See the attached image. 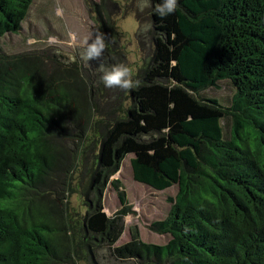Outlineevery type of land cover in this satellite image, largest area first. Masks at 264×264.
I'll use <instances>...</instances> for the list:
<instances>
[{"label":"trees","instance_id":"trees-1","mask_svg":"<svg viewBox=\"0 0 264 264\" xmlns=\"http://www.w3.org/2000/svg\"><path fill=\"white\" fill-rule=\"evenodd\" d=\"M32 2L0 0V38L21 30ZM161 2L151 0L153 52L128 105L99 109L89 73L49 67L60 55L0 46V264H93L94 240L135 264H264V0H177L166 18ZM110 26L106 52L116 54ZM226 80L228 105L199 95ZM128 154L136 182L178 187L149 226L170 236L165 244L133 230L114 246L130 208L120 191L107 215L102 193ZM87 160L86 211L75 223L64 194L76 192L71 176Z\"/></svg>","mask_w":264,"mask_h":264},{"label":"rangeland","instance_id":"rangeland-1","mask_svg":"<svg viewBox=\"0 0 264 264\" xmlns=\"http://www.w3.org/2000/svg\"><path fill=\"white\" fill-rule=\"evenodd\" d=\"M58 4L63 9L62 16L56 14ZM149 10L150 8L143 12L138 11L137 0H90L88 6L85 0H33L22 22L21 30L16 34H7L0 38V46L4 51L12 54L45 51L48 55H60L62 64L59 67L53 65L49 67L63 76L80 75L85 80L86 73H89L90 80L96 88L99 87L101 93L97 100L98 107L106 110L109 102L111 106H114L116 101L124 102L127 91L106 88L100 80L102 73L99 66L103 63L104 67L111 68L122 63L135 71V78L142 74L153 52L152 32L145 33L142 30V25L151 23ZM110 24L118 32L117 53L110 54L105 49L101 60L89 61L90 67L86 66L79 58L83 39L89 31L96 29L106 36L102 26L112 28ZM50 37H55V42L50 43ZM45 64L49 65V61ZM114 89L117 92H114ZM233 93V85L226 80L220 81L217 88L210 87L201 91L199 95L216 98L222 105H228ZM124 104L128 105L129 101H125ZM222 126L224 136L228 138L229 122L223 120ZM131 157L132 154L125 156L118 171L107 180L102 193L101 205L107 215H113L120 208L118 197L120 191L125 193L126 205L130 208L128 214L123 217L124 229L114 246L130 241L133 230L138 232L139 239L145 243L165 244L170 236L156 233L149 226L167 216L172 204L168 198L176 194L178 187L174 184L162 191H157L136 182L133 179ZM90 160L81 166L77 174L71 176V186L76 189V192L68 193V191L64 194L68 212L73 219L75 218V223L86 211L84 198L80 192L88 184L93 173V167L90 169L88 165ZM115 180L118 181V190L111 184ZM91 249L93 264H135L134 260L115 259L110 249L97 240L91 243ZM76 264L90 263L80 261Z\"/></svg>","mask_w":264,"mask_h":264},{"label":"clouds","instance_id":"clouds-1","mask_svg":"<svg viewBox=\"0 0 264 264\" xmlns=\"http://www.w3.org/2000/svg\"><path fill=\"white\" fill-rule=\"evenodd\" d=\"M151 7V0H137L138 11L143 12L145 9ZM176 8L177 0H162L161 3L156 5L155 11L161 18H166L168 15L173 14ZM56 14L58 16L63 15V9L59 4L57 5ZM151 29L152 25L150 22L142 25V30L145 33L151 31ZM49 42H55V37H50ZM106 47L107 43L104 34L101 33L99 29L89 31L88 35L83 39L79 58L86 66L90 67L89 61L101 60ZM99 69L102 73L100 80L108 89L119 88L124 91H131L141 85V81L135 78V71L126 64L121 63L111 68H106L103 63H101Z\"/></svg>","mask_w":264,"mask_h":264}]
</instances>
